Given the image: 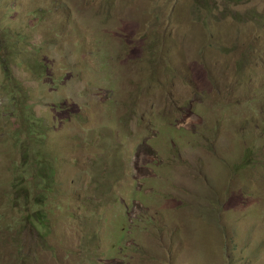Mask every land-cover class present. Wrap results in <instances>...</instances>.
Wrapping results in <instances>:
<instances>
[{
    "label": "rangeland",
    "instance_id": "1",
    "mask_svg": "<svg viewBox=\"0 0 264 264\" xmlns=\"http://www.w3.org/2000/svg\"><path fill=\"white\" fill-rule=\"evenodd\" d=\"M32 117L23 136L50 191L30 177L25 211L10 181ZM10 256L264 264V0H0V264Z\"/></svg>",
    "mask_w": 264,
    "mask_h": 264
},
{
    "label": "trees",
    "instance_id": "2",
    "mask_svg": "<svg viewBox=\"0 0 264 264\" xmlns=\"http://www.w3.org/2000/svg\"><path fill=\"white\" fill-rule=\"evenodd\" d=\"M206 23H207V20H206ZM5 38L7 39V42H8V45H9V51H10L13 48L14 45L10 41V38H9L8 35H6ZM22 38H23V35H19L17 37V42L19 40H21ZM4 58H7V57H3V60H4ZM8 61L9 60L7 58V62ZM7 70L10 71V72H7V73H10V75L12 76L14 81L17 80V81L20 82V80H18L16 75L12 73V71H11V69L9 67V64H7ZM13 101L15 102V100H13ZM27 108L28 107H26V108L24 107V110L27 109ZM4 112L7 114V116H10V117H11V114H13V110L12 109H9V110L6 109V111H4ZM14 113L21 114V113H23V110L17 108L16 112H14ZM38 122H39V120L36 117H32L31 121H29L26 118V119H24L22 121V124L20 125V127L15 131V138H16V141H17V145L18 144L21 145V156H20V160L18 162H16L13 165V168H12L13 176H12V179H11L10 183L13 186V189L14 190L16 189L17 193L15 195H12L10 193V196H15V199L13 201H11V205H13V207H14V206H16V204H19L21 207L24 208L25 211H30L32 209V207H33V204H31L32 196L28 197V193H29L28 185H29V183H31L30 180H29L30 177H34L35 186L38 187V191L37 192H40V194L38 196L47 197L49 195V191H50L49 186H48L49 185V181H48V176H47V171H46V169L49 166L47 165L46 161L42 162L40 160L41 153L40 154H35L36 151H37L36 148L31 146L28 143V141L26 139H24V136H26L34 128V123H38ZM253 134H254V131H253L252 135ZM7 135H8V133H7ZM208 147L209 148H213L212 145H208ZM30 148L34 149L33 152H32V150H30ZM35 155H39L38 160L36 161V163L37 164H41L42 167L40 168V170H38V172L33 173L31 171H28V168L32 165V157L34 158ZM28 172H29V176L27 174ZM39 180L41 181V183H38ZM42 183H43V186H42V189H40L39 187L42 185ZM35 200L38 202L39 201L38 197H35ZM8 203H9V201L6 204L9 205ZM39 205H41V204H37L36 206H39ZM28 216H29V214L26 215L27 218H28ZM38 221L40 223L42 221L40 216H39ZM9 259H13L14 262H12V263L13 264H17V262H15V258L13 256H10L8 258V260Z\"/></svg>",
    "mask_w": 264,
    "mask_h": 264
},
{
    "label": "water",
    "instance_id": "3",
    "mask_svg": "<svg viewBox=\"0 0 264 264\" xmlns=\"http://www.w3.org/2000/svg\"><path fill=\"white\" fill-rule=\"evenodd\" d=\"M9 261L12 263V262H14V260L13 259H9Z\"/></svg>",
    "mask_w": 264,
    "mask_h": 264
},
{
    "label": "clouds",
    "instance_id": "4",
    "mask_svg": "<svg viewBox=\"0 0 264 264\" xmlns=\"http://www.w3.org/2000/svg\"><path fill=\"white\" fill-rule=\"evenodd\" d=\"M212 149V148H211Z\"/></svg>",
    "mask_w": 264,
    "mask_h": 264
}]
</instances>
